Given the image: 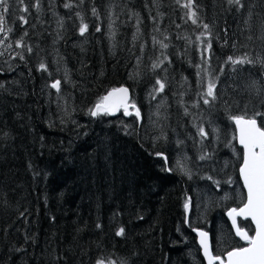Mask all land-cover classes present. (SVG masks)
I'll list each match as a JSON object with an SVG mask.
<instances>
[{
  "label": "trees",
  "instance_id": "1",
  "mask_svg": "<svg viewBox=\"0 0 264 264\" xmlns=\"http://www.w3.org/2000/svg\"><path fill=\"white\" fill-rule=\"evenodd\" d=\"M187 2L7 0L6 44H0V264H205L191 230L201 223L198 184L184 167L193 163L203 174L214 163L220 175L238 179L231 117L264 107V0H241L243 7L194 0L191 10ZM204 24L209 36L199 41ZM229 56L253 62L233 64ZM41 62L47 71L38 70ZM156 78L166 82L168 131L183 134L174 154L146 119L123 110L89 113L119 85L129 87L142 113L143 91ZM52 80H60V95ZM210 80L216 99L206 106H215V132L194 141L195 129L178 118L180 105H191L196 128L197 102ZM120 228L124 234L117 236Z\"/></svg>",
  "mask_w": 264,
  "mask_h": 264
},
{
  "label": "snow or ice",
  "instance_id": "2",
  "mask_svg": "<svg viewBox=\"0 0 264 264\" xmlns=\"http://www.w3.org/2000/svg\"><path fill=\"white\" fill-rule=\"evenodd\" d=\"M23 0H21V3ZM179 2V0H177ZM194 0H188L183 6L191 10ZM229 4H235L239 7H243L241 0H228ZM0 6H3L4 12L8 11L7 0H0ZM39 7V4L36 5ZM71 4H65L64 7L70 8ZM23 11H27V8H24ZM95 14V9H93ZM196 13L191 11V17H195ZM20 19L27 23L26 19L21 16ZM3 23V15L0 14V24ZM193 23H196V20L193 19ZM87 25H81L80 33L81 35L87 30ZM205 29L208 28V25H203ZM4 28L0 26V32H3ZM99 31V29H97ZM17 46H23L20 41H17ZM167 47V45H162ZM28 52H31L32 49L29 47ZM23 59V56H21ZM228 60L233 64H243L245 62L252 63L251 60L246 59H233L228 57ZM153 67H158V65H153ZM42 71H47V65L41 62L39 64V69ZM60 80L53 82L50 87L56 89L57 92L60 91ZM156 83L159 85L158 91H163L165 85L160 80H157ZM2 86V85H0ZM215 82L209 81L207 84V90L205 96L211 97L213 100L216 99L215 96ZM205 104H209L208 99H204ZM135 109V115L140 116L139 109H136L134 103H130L128 96V89L114 88L108 92L107 95L101 98L94 109H90L89 113L91 116H99L103 114L111 115L115 112L123 109L124 115H132L133 113L129 109ZM257 116L264 117V113L256 112L252 116L241 115V116H232L231 120L236 125V132L238 136L239 144L241 145L242 152V164L239 167V173L243 180V186L247 189V195L245 202L240 208H233L229 211L228 215L232 218L233 226L236 228V235L240 237L241 240L245 242L244 245L235 247L230 251L226 252L225 258L221 256L213 255L210 251V246L208 243L207 236L205 232H200L201 237L200 243L204 249V254L208 259V264H264V120L258 122L256 119ZM201 136H206L207 133L203 128L199 129ZM204 156H201L200 159H204ZM211 179V177H209ZM188 207V204H185V208ZM236 216H242L245 219L251 218L252 222L255 224V228L252 229L254 234L249 235V232L237 226ZM124 234V229L120 228L116 235L122 236ZM97 264H105L104 260H98ZM111 264H115L114 261Z\"/></svg>",
  "mask_w": 264,
  "mask_h": 264
},
{
  "label": "rangeland",
  "instance_id": "3",
  "mask_svg": "<svg viewBox=\"0 0 264 264\" xmlns=\"http://www.w3.org/2000/svg\"><path fill=\"white\" fill-rule=\"evenodd\" d=\"M3 6H0V14H2ZM235 20V19H233ZM205 25V24H204ZM2 26V24H0ZM3 27V26H2ZM4 32H0V44H6V41L4 39ZM207 36H209L208 29L203 28L199 38V41H202ZM217 45L219 46L220 43L216 37ZM207 42V41H206ZM201 53L203 55H207L208 53V45H201ZM234 58L233 56H229ZM237 59V58H234ZM262 58L259 56L256 58V63H260ZM160 61L156 63V65L159 66ZM249 65V63H248ZM241 66V65H238ZM242 70V69H241ZM249 70V68L247 69ZM256 76L260 78L261 72L255 71ZM229 76L233 77V72L228 73ZM238 75L241 80L242 72L238 71ZM244 75V74H243ZM248 75V74H247ZM246 75V76H247ZM245 76V75H244ZM157 80H160L164 85H166V82L162 78H156L150 86V89H147L143 91V100L144 105L142 108V113H140V120L141 122L148 123L150 128L152 130H155L156 137L157 138H164L169 144V150L172 154L174 152H178L181 144L183 141V134L179 133V131L175 130L174 128H171L168 131L169 127V109L163 110L164 107L167 109V100L162 95L163 91H158L159 85L156 83ZM56 80H52L51 84L55 82ZM65 81H67V77L65 76ZM218 85L222 87L224 90L225 86V79H220L218 82ZM256 87L259 89L258 85L255 83ZM131 89H135L134 86L130 87ZM56 90V89H55ZM148 91V92H147ZM62 93V86H60V91L57 92V95H60ZM224 93H221V96H223ZM217 95V94H216ZM209 97L203 95V98H201L198 103L197 108V125L195 128L194 122L190 119L189 114L191 111V105L181 104L180 105V114L178 115V118H187V122L190 125L192 129H195V131H192L191 138L194 139V141H197L199 139H203L207 137L208 131L215 132V123L217 119V112L214 110V105L212 106H206V104L203 102L204 99H208ZM131 103H135L136 106V100L134 97L131 98ZM170 108V107H169ZM137 109V108H136ZM264 109V107H263ZM123 110V109H121ZM129 111H131L135 115V109L130 108ZM143 115V118L141 116ZM240 115V114H238ZM150 116L152 118V121L150 119ZM94 117V116H93ZM210 126V127H208ZM203 128L205 132L207 133L206 136H201L199 133V129ZM224 156L225 154L222 153L221 150L217 149V153H219ZM232 156V154H230ZM221 157V159H225V157ZM229 163V160L225 159L223 161L224 165H227ZM239 163V160L237 162V165ZM185 171L194 179V186L198 184V187L196 188L198 190V198L196 199V214H195V220L201 221V223L205 222L206 218H208L211 222V226L215 232L216 238L212 244L213 248L218 250L219 242L220 241H226L227 237H234V234L232 233L231 228H227L226 226H223L221 222L220 215H223V213L219 212V207L222 203V201H227L231 199V202L235 203L237 197H234V195L231 193L232 191H239L241 195V186L237 179V181H234L232 179H228L226 176H222L217 172L218 166L213 163V168L209 169L208 171H205L203 174H201L202 170H199L196 165L189 164L185 165ZM220 168L222 169L223 166L221 165ZM211 177V179H209ZM206 187V190H205ZM215 203V205L212 207L214 210L210 211V216H206L207 209L211 207L212 203ZM193 204L190 200V207H192ZM199 207V209H198ZM190 213H193L192 210ZM215 244V245H214ZM227 244H222L221 249L226 247Z\"/></svg>",
  "mask_w": 264,
  "mask_h": 264
},
{
  "label": "flooded vegetation",
  "instance_id": "4",
  "mask_svg": "<svg viewBox=\"0 0 264 264\" xmlns=\"http://www.w3.org/2000/svg\"><path fill=\"white\" fill-rule=\"evenodd\" d=\"M264 110L261 111V113H263ZM261 117V116H260ZM234 127H235V132H236V126L234 124ZM237 134V132H236ZM238 143V142H237ZM239 145V149H240V158H239V163L237 165L236 163V171H237V176H238V181L240 183V186H241V195L239 193V191H232L231 193L234 195V197H237L235 203L231 202V199L227 200V201H222L220 207H219V212L223 213L224 216H225V220H226V227L228 228H231L232 230V233L234 234V237H227L228 239L226 241H220L219 242V245L218 247H221L222 244H225L226 242H229L230 240H232V244L233 246L225 249V250H216L213 248L212 244H213V240H215L216 238V235H215V232L211 226V222L208 218H206L205 222L203 223V226L205 227V230H207L209 232V235H210V240H211V250H212V253L214 255H219L221 257H224V254L232 249V248H235V247H239V246H242L245 244V242L243 240L240 239L239 236L236 235V233L234 232L233 230V227H232V224H231V221H230V216L228 215L229 213V210L231 209V207H234V208H238L239 206L243 205L244 202H245V198H246V191H245V188L243 186V183H242V180H241V176H240V173H239V167L240 165L242 164V152H243V149L241 147V145L238 143ZM238 162V161H237ZM191 211V208L189 209ZM237 224L239 227L241 228H244L246 231L249 232V234L252 233V229H253V225H252V222L249 218L245 219L244 217H240V216H237Z\"/></svg>",
  "mask_w": 264,
  "mask_h": 264
},
{
  "label": "water",
  "instance_id": "5",
  "mask_svg": "<svg viewBox=\"0 0 264 264\" xmlns=\"http://www.w3.org/2000/svg\"><path fill=\"white\" fill-rule=\"evenodd\" d=\"M264 77V76H263ZM121 87H124V88H127L128 89V96H129V99H130V90H129V87L128 86H125V85H120V86H117V87H113V88H110L104 95H103V97L105 96V95H107L108 94V92L109 91H111L112 89H114V88H121ZM96 105V104H95ZM116 113V112H115ZM264 113V112H263ZM264 118V117H263ZM257 119V118H256ZM258 120V119H257ZM235 124V123H234ZM236 126V125H235ZM238 136V134H236V137ZM236 141L238 142V139L236 138ZM239 143V142H238ZM241 180H242V178H241ZM242 183H243V180H242ZM245 188V187H244ZM245 191H246V195H247V189L245 188ZM243 205H241L240 207H242ZM240 207H238V208H240ZM237 208V209H238ZM231 209H233V208H231ZM242 217V216H241ZM188 219H189V211H188V208H187V211H186V215H185V223H187L188 222ZM250 220H251V218H250ZM230 221H231V224H232V226H233V222H232V218L230 217ZM251 222H252V220H251ZM253 223V222H252ZM253 225H254V228H255V224L253 223ZM233 228H234V231H235V233H236V228L233 226ZM192 231L195 233V235H196V238H197V243L199 244V246L201 247V252H202V255L204 256V258H205V261H206V264H208V259H207V257L205 256V254H204V249H203V247H202V245H201V243H200V240H201V237H200V235H199V233L200 232H205V233H207L208 234V236H207V239H208V243H209V246H210V251H211V240H210V235H209V232L208 231H206V230H204V229H202V228H193L192 229ZM254 234V233H253ZM230 251V250H229ZM226 254V253H225ZM225 257V259H226V256H224Z\"/></svg>",
  "mask_w": 264,
  "mask_h": 264
}]
</instances>
